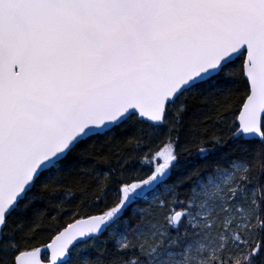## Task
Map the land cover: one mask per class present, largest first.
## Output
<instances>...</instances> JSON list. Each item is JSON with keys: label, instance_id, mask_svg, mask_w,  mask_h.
<instances>
[{"label": "snow or ice", "instance_id": "1", "mask_svg": "<svg viewBox=\"0 0 264 264\" xmlns=\"http://www.w3.org/2000/svg\"><path fill=\"white\" fill-rule=\"evenodd\" d=\"M0 264H264V0H0Z\"/></svg>", "mask_w": 264, "mask_h": 264}]
</instances>
